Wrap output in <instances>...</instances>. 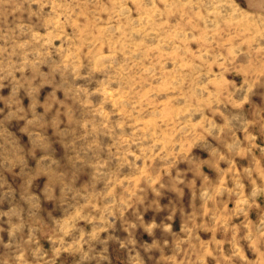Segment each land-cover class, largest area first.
I'll list each match as a JSON object with an SVG mask.
<instances>
[{"label":"rangeland","instance_id":"1","mask_svg":"<svg viewBox=\"0 0 264 264\" xmlns=\"http://www.w3.org/2000/svg\"><path fill=\"white\" fill-rule=\"evenodd\" d=\"M0 264H264V0H0Z\"/></svg>","mask_w":264,"mask_h":264}]
</instances>
